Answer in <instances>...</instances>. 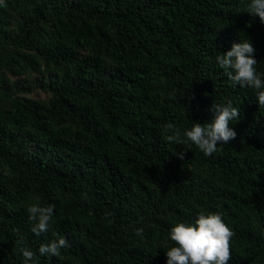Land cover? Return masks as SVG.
I'll return each instance as SVG.
<instances>
[{"label":"trees","instance_id":"16d2710c","mask_svg":"<svg viewBox=\"0 0 264 264\" xmlns=\"http://www.w3.org/2000/svg\"><path fill=\"white\" fill-rule=\"evenodd\" d=\"M249 3L5 0L0 264H24L22 248L36 264H167L172 227L202 212L233 230L228 264H264V106L216 60L249 39L264 73V22ZM228 102L241 109L236 138L216 153L167 141L166 124L186 139ZM37 197L55 205L40 236L27 212ZM53 232L70 247L40 255Z\"/></svg>","mask_w":264,"mask_h":264},{"label":"clouds","instance_id":"9594fccd","mask_svg":"<svg viewBox=\"0 0 264 264\" xmlns=\"http://www.w3.org/2000/svg\"><path fill=\"white\" fill-rule=\"evenodd\" d=\"M5 0H0V6ZM249 14L259 16L264 22V0H250ZM256 49L249 39L234 43L229 51L219 54L216 60L224 69L229 79L241 87L256 90L259 106H264V73L257 71ZM231 71H228V70ZM212 111L215 118L211 123H194L190 130H185L181 138L180 129L172 123L165 125L168 142L186 144L189 141L196 145L205 156H211L218 150V145L228 144L236 138V132L229 127L230 122L240 119L241 109L234 107L231 102L226 105L213 103ZM186 152L175 155L184 160ZM55 205L42 206L39 197L27 207L29 220L32 222L31 231L36 236L48 233L54 223ZM142 236L143 228L135 229ZM56 237L47 244H41L40 255L59 257L61 249L70 247L68 240L53 232ZM233 230L224 222L219 212L200 213L194 223H176L170 231V239L175 246L167 252V264H228L231 260V240ZM19 242L23 243L20 235ZM24 264H36L37 256L27 248H22Z\"/></svg>","mask_w":264,"mask_h":264},{"label":"rangeland","instance_id":"374dc122","mask_svg":"<svg viewBox=\"0 0 264 264\" xmlns=\"http://www.w3.org/2000/svg\"><path fill=\"white\" fill-rule=\"evenodd\" d=\"M33 90V91H32ZM30 90V92H33L30 96H36L38 94V91L34 92L35 88Z\"/></svg>","mask_w":264,"mask_h":264}]
</instances>
